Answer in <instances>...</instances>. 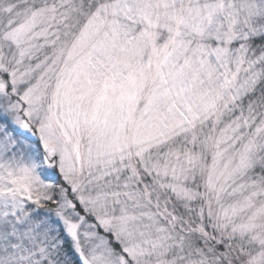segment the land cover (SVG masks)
Returning a JSON list of instances; mask_svg holds the SVG:
<instances>
[{
  "label": "snow or ice",
  "instance_id": "obj_1",
  "mask_svg": "<svg viewBox=\"0 0 264 264\" xmlns=\"http://www.w3.org/2000/svg\"><path fill=\"white\" fill-rule=\"evenodd\" d=\"M0 264H264V0H0Z\"/></svg>",
  "mask_w": 264,
  "mask_h": 264
}]
</instances>
